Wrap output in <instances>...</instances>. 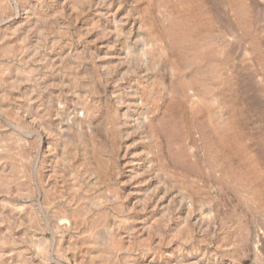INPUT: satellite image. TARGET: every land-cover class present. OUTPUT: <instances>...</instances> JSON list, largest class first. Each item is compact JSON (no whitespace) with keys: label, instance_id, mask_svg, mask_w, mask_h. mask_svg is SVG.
I'll return each mask as SVG.
<instances>
[{"label":"rangeland","instance_id":"1","mask_svg":"<svg viewBox=\"0 0 264 264\" xmlns=\"http://www.w3.org/2000/svg\"><path fill=\"white\" fill-rule=\"evenodd\" d=\"M0 264H264V0H0Z\"/></svg>","mask_w":264,"mask_h":264}]
</instances>
